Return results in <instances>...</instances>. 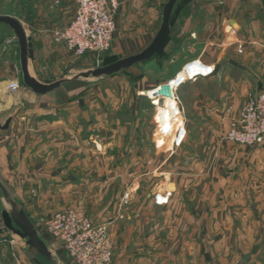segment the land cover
<instances>
[{
	"label": "crops",
	"instance_id": "obj_1",
	"mask_svg": "<svg viewBox=\"0 0 264 264\" xmlns=\"http://www.w3.org/2000/svg\"><path fill=\"white\" fill-rule=\"evenodd\" d=\"M29 1L31 12L0 14L24 26L31 75L52 83L68 77L66 69H90L97 54L77 57L53 37L73 18L74 1ZM118 1L114 44L104 55L123 59L151 45L168 0ZM19 2L0 0V7ZM263 2L178 0L160 52L137 64L158 74L137 83L118 73L77 77L45 94L23 83L8 90L19 79L20 47L13 29L0 24V86L6 83L0 123L13 116L0 130V181L52 260L8 229L0 257L3 248L7 264H75L45 226L53 212L72 207L96 223L111 222L117 264H264V145L225 139L264 79ZM171 80L181 83L182 114L175 98L161 92L152 135L146 121L154 108L146 102ZM150 182L159 188L133 194L135 206L124 207L128 189ZM179 226L184 247L199 249V258L177 255Z\"/></svg>",
	"mask_w": 264,
	"mask_h": 264
},
{
	"label": "built area",
	"instance_id": "obj_2",
	"mask_svg": "<svg viewBox=\"0 0 264 264\" xmlns=\"http://www.w3.org/2000/svg\"><path fill=\"white\" fill-rule=\"evenodd\" d=\"M73 1L76 4L75 14L69 23L53 31L54 40L63 43L77 57L88 52L101 55L110 51L117 28L119 1ZM59 3L57 0L56 4ZM172 82L173 80L153 89L155 98L150 97V100L157 107L156 97L158 100L164 98V95H160L161 92L169 93L175 98L181 115L177 94L181 83L172 85ZM21 87L19 79L8 83V90L12 92ZM225 139L240 145H264V79L259 91L248 98L239 117L231 123ZM176 143L180 145L178 141ZM110 224L111 222L96 223L81 209L72 207L53 212L45 221L47 230L62 244L75 264H110L113 257ZM9 233L0 215V242L7 239ZM0 264L3 262L0 261Z\"/></svg>",
	"mask_w": 264,
	"mask_h": 264
},
{
	"label": "water",
	"instance_id": "obj_3",
	"mask_svg": "<svg viewBox=\"0 0 264 264\" xmlns=\"http://www.w3.org/2000/svg\"><path fill=\"white\" fill-rule=\"evenodd\" d=\"M177 1L178 0L167 1L163 10V20L160 30L158 31L151 45L147 47L144 51L136 55H132L130 57L119 59L107 66L79 73L73 77H63L52 83H43L31 75L28 65V39L25 28L22 23L16 17L0 14V24L10 26L15 32L16 37L18 39L20 47L21 71L24 86H26L28 89H30L36 94H45L55 90L62 83L73 80L77 77L113 74L122 71L125 68H129L134 65L153 60L158 55L166 40L170 27L172 12ZM12 120L13 116H9L3 124L0 123V130H8ZM0 189L2 190L4 196L7 198L11 205V210L3 209L1 212V217L3 219L5 227L12 233L20 236L23 239H26L27 244L36 249L38 253H40L42 256L46 257L49 260H52L51 252L48 249L47 245L44 243V241L39 238L36 226L30 220L24 210L20 208L16 201L9 197V193L5 186L1 183V181Z\"/></svg>",
	"mask_w": 264,
	"mask_h": 264
},
{
	"label": "rangeland",
	"instance_id": "obj_4",
	"mask_svg": "<svg viewBox=\"0 0 264 264\" xmlns=\"http://www.w3.org/2000/svg\"><path fill=\"white\" fill-rule=\"evenodd\" d=\"M264 1V0H262ZM30 1L29 0H20V2L18 4H15V5H7V6H3V7H0V11H4V12H9V13H12V14H16L17 16H20L21 14L24 15L28 12H31L32 11V8H29L27 7V5H29ZM57 5V4H56ZM263 6H264V2H263ZM50 11L52 9H49ZM53 10L55 11L56 10V6H54ZM53 12V11H51ZM10 16H13L14 15H10ZM53 16V15H52ZM55 19V18H53ZM92 66H89L90 69L87 67L85 68L84 70H80V69H72V70H68L66 69L63 73L68 76V77H73L79 73H82L84 71H87V70H94L96 68H99V67H103V66H107L111 63H114L115 61L119 60L117 59L116 56H105L104 54H101V55H94V57L92 58ZM150 65L148 66H143V65H137V66H132L130 68H125L123 69L122 71H119L117 72L118 73V76H122L124 77V79H126L129 83H137L138 81V78L141 77L143 74H148L150 76L154 75V74H158L159 73V70H157V72H152L153 70H149L150 69ZM148 69V70H147ZM153 69V67L151 68ZM114 74V73H113ZM107 75H111V74H104V75H100V76H93L92 75V79L94 78H100V77H106ZM149 76V77H150ZM19 79L21 81V83H23V78H22V73H21V70L19 71ZM148 99V98H147ZM149 100V101H148ZM146 102V106L148 107V109H150L149 106H153V111H151V113H153V115H150V117H148V120L146 121V129H148L149 133L153 135V133L156 132V127H157V124H156V107L154 106V104L152 103V101L150 99H148ZM157 133V132H156ZM165 153V152H163ZM162 153V155H164ZM162 186V185H161ZM164 187V185H163ZM135 188V187H134ZM153 188H159V187H153V183L150 182V183H147L145 184L144 187L140 188V189H128L125 193H124V196L122 198V201H123V204H124V207H133V205L135 206L136 204V200L133 201L132 197H133V194H148L152 192V189ZM160 190H162V188H160ZM132 201V202H131ZM9 201L7 200V198L4 196L2 190L0 189V213L3 209L5 208H11V205L9 206V204H7ZM9 206V207H8ZM124 215H122L121 213L116 217L117 219H123ZM180 217H178V224L180 223ZM184 223V221H183ZM183 229V226H179L178 228V233H177V255L181 256V257H185V256H188L189 258L190 257H194V256H198L199 258V255H200V250L199 249H193L192 253H190V249L189 247L186 249L184 247V244H183V239H184V232L181 228ZM7 253L5 251V249L2 248V252H1V257H0V261L3 262V264H7V261H8V257H7ZM113 256H114V246H113ZM114 257H112V261L110 262V264H117L114 262L113 260Z\"/></svg>",
	"mask_w": 264,
	"mask_h": 264
},
{
	"label": "bare ground",
	"instance_id": "obj_5",
	"mask_svg": "<svg viewBox=\"0 0 264 264\" xmlns=\"http://www.w3.org/2000/svg\"><path fill=\"white\" fill-rule=\"evenodd\" d=\"M5 89H6V83H3L1 86H0V92L1 93H3L4 91H5ZM7 204H9V206H10V203L8 202ZM8 206V207H9Z\"/></svg>",
	"mask_w": 264,
	"mask_h": 264
},
{
	"label": "trees",
	"instance_id": "obj_6",
	"mask_svg": "<svg viewBox=\"0 0 264 264\" xmlns=\"http://www.w3.org/2000/svg\"><path fill=\"white\" fill-rule=\"evenodd\" d=\"M160 52V51H159Z\"/></svg>",
	"mask_w": 264,
	"mask_h": 264
}]
</instances>
